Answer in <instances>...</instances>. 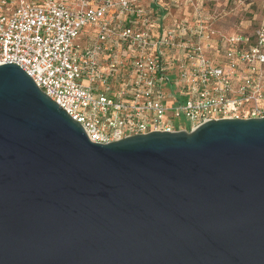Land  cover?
Here are the masks:
<instances>
[{
  "label": "water",
  "instance_id": "95a60500",
  "mask_svg": "<svg viewBox=\"0 0 264 264\" xmlns=\"http://www.w3.org/2000/svg\"><path fill=\"white\" fill-rule=\"evenodd\" d=\"M0 264H264V118L95 144L0 66Z\"/></svg>",
  "mask_w": 264,
  "mask_h": 264
},
{
  "label": "built area",
  "instance_id": "2783aa9c",
  "mask_svg": "<svg viewBox=\"0 0 264 264\" xmlns=\"http://www.w3.org/2000/svg\"><path fill=\"white\" fill-rule=\"evenodd\" d=\"M203 4L185 0L183 19L178 0H0V66L95 144L264 118V15L250 34L218 35Z\"/></svg>",
  "mask_w": 264,
  "mask_h": 264
},
{
  "label": "rangeland",
  "instance_id": "374dc122",
  "mask_svg": "<svg viewBox=\"0 0 264 264\" xmlns=\"http://www.w3.org/2000/svg\"><path fill=\"white\" fill-rule=\"evenodd\" d=\"M178 3L180 10L174 16L191 18L193 11L185 6V0ZM203 3L205 16L210 18L207 26L218 35L250 34L261 24L264 15V0H203ZM78 43H83L82 39ZM178 125L188 127L184 119L176 120L175 126Z\"/></svg>",
  "mask_w": 264,
  "mask_h": 264
}]
</instances>
